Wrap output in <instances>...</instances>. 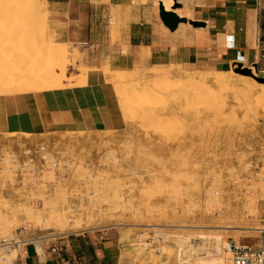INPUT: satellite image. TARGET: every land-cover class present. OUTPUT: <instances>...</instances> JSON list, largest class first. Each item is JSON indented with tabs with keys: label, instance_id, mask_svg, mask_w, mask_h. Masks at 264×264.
<instances>
[{
	"label": "rangeland",
	"instance_id": "rangeland-1",
	"mask_svg": "<svg viewBox=\"0 0 264 264\" xmlns=\"http://www.w3.org/2000/svg\"><path fill=\"white\" fill-rule=\"evenodd\" d=\"M26 1L10 0V10L7 11L5 4L2 8L8 14L0 13V68L8 71L11 63L18 64L20 68L25 65L32 67L34 63L40 66L45 56L41 51L45 52L47 48L42 43L43 38L46 43L50 41L57 45L48 33L42 1L33 0L36 9L32 13V9H29L31 5ZM11 13L17 19H26L19 20V33L11 34L12 28L5 24V21L9 23L12 20ZM32 15L35 16L34 22L30 21ZM60 46V49L63 47L67 52V75L69 68L83 60L84 55L70 46ZM12 47L17 51L10 49ZM31 58L33 60L29 61ZM35 68L33 70L36 75L32 74V78H39L41 67L40 71L38 67ZM170 68L122 71L112 69L107 64L102 66L116 94L124 120L129 117V122L125 121L121 131L38 137L0 136V242L16 241L21 232L23 235L40 233L55 236L75 235L85 231L113 233L119 242L118 256L123 264H232L230 255L222 250L226 240L255 247L261 245L257 230L264 228V105L256 102L255 98L261 96L258 99H264V93L260 86L253 88L254 83L263 85L255 78L264 79V74L258 73L253 67L238 66L230 74L186 73L180 70L179 74L170 79H159L153 75L154 70L166 71ZM79 70L83 74L87 69L81 66ZM136 70H144L146 73L140 75ZM55 73L58 77L61 74L59 70ZM3 76L5 74L2 73L0 95L24 90L22 85L30 74L20 80L14 77L16 83ZM203 76L208 79V83L203 86L193 87L191 82L190 85L187 82L186 85L182 84L181 79L184 77L193 79ZM215 77H223L225 84H213ZM29 79L31 82V76ZM66 79L57 84L49 82L48 86L61 88ZM152 80L158 83L154 84ZM159 80H162L160 88L155 87L160 85ZM178 84L181 86L178 87ZM169 86L173 89L170 90ZM196 86L202 87V90H197ZM199 91L200 95L197 93ZM121 92L128 100L134 99L131 96L136 98L134 103L129 102L130 109L127 111L120 106L118 93ZM151 92L157 94H147L144 102L146 93ZM172 92L179 94L175 97ZM143 93V97L139 96ZM163 95L166 97L163 98ZM170 95L174 98L170 99ZM141 98L138 104L136 101ZM152 99L158 102L165 100L162 104L158 103L162 107L158 104L156 107ZM140 103L142 107H139ZM136 106L140 114L133 116V109L134 113L138 112ZM151 109H154L153 112ZM152 114L155 115L154 120L150 119ZM145 118L147 121L152 120L153 125L150 122V127L156 124V128L144 130L145 125L149 124ZM157 118L161 119H158L162 123L161 127L156 123ZM170 131L176 133L173 136V139L177 136L175 142H172L173 134ZM40 145L47 147L51 158L41 172L33 174L23 169L22 152L26 148ZM178 147L181 151L177 150ZM140 153L143 156L147 153V156L143 158ZM148 154L153 156V159L149 156L152 160ZM155 159L161 161L156 162ZM33 216H39V224L30 218ZM60 221L67 222L64 230L58 225ZM201 234L216 236L211 240H199L197 237ZM4 255H7L6 252L0 251V257ZM9 255L15 259L16 252Z\"/></svg>",
	"mask_w": 264,
	"mask_h": 264
},
{
	"label": "crops",
	"instance_id": "crops-1",
	"mask_svg": "<svg viewBox=\"0 0 264 264\" xmlns=\"http://www.w3.org/2000/svg\"><path fill=\"white\" fill-rule=\"evenodd\" d=\"M32 1H26L31 13ZM41 1L55 43L84 59L69 68L61 88L0 95V136L121 131L125 120L102 70L106 64L190 73L243 66L264 74V0H172V7L171 0L165 6L160 0ZM161 5L182 20L175 30L163 23ZM18 237L29 243L9 252H16L15 264H123L113 233Z\"/></svg>",
	"mask_w": 264,
	"mask_h": 264
},
{
	"label": "bare ground",
	"instance_id": "bare-ground-1",
	"mask_svg": "<svg viewBox=\"0 0 264 264\" xmlns=\"http://www.w3.org/2000/svg\"><path fill=\"white\" fill-rule=\"evenodd\" d=\"M2 1V2H1ZM0 1V13H1V15H2V13L3 14H8V12H4V9H2L4 6H3V4H5V7L7 8V11H9L10 10V0L8 1L7 0V4L5 3V0H1ZM47 1V0H46ZM45 1V2H46ZM166 1L167 0H160V2H162L163 3V5L165 6L166 5ZM46 4V3H45ZM170 6L172 7V0L170 1ZM34 8H36V4H35V6H34ZM43 9V8H42ZM43 11V10H42ZM179 13V12H178ZM35 15V14H34ZM34 15H32V17L30 18V19H32V20H30V21H33V18L35 17ZM47 15V14H46ZM10 16H12L11 17V21H8L9 23H7L6 21H5V24H7V25H9L10 26V28H12V30H10V32H11V34H12V32H14V33H19L21 30H20V21L19 20H21V21H23V20H26V19H17V18H15V16L11 13L10 14ZM29 21V22H30ZM18 22V25L16 24ZM34 22V21H33ZM3 23V22H2ZM1 26V25H0ZM5 27V26H4ZM2 28V26L0 27V29ZM2 30V29H1ZM33 31V30H32ZM2 32H4V31H2ZM13 33V34H14ZM25 33H27V31L25 32ZM1 34V33H0ZM22 34H23V32H22ZM31 34V33H30ZM10 35V34H9ZM27 35H28V33H27ZM7 36V35H6ZM12 36V35H11ZM14 36H16L15 34H14ZM13 36V37H14ZM25 36V35H24ZM3 37V36H2ZM26 37V36H25ZM20 38V37H19ZM12 39V38H11ZM11 41V40H10ZM22 41V40H21ZM3 42V41H2ZM17 42V41H16ZM20 42V41H19ZM42 43H44L45 45H46V49H45V52L44 51H41V52H43V53H45V56L43 55V59H41V57H37L38 59H41V62H40V66H36L37 64L36 63H34L33 65H32V67H38V70H39V67H41V73H40V77L38 78H32V77H34V75L32 76V74H35V71L33 70L34 68H32V67H29V66H26L25 65V67L24 68H20L19 66H18V64H16L15 65V63L13 64V63H11L12 65H10L11 66V68L9 67V71H8V69H5V68H0V77L2 76V73L3 74H5V76H3V78L5 77V78H9L10 80H14V77H19L18 79L20 80L21 79V77H24L25 75H27V74H30V76H31V79H32V81L30 82L29 80V78H30V76H26V82H25V84H24V86L22 85V87L24 88V90H20V92H18V93H22V92H31V91H45V90H52L53 88L52 87H49L48 86V83L49 82H51V83H53V84H57L58 82H61L62 83V80H65L66 79V71H65V64H66V60H67V52L65 51V49H63V47L60 49V45H56L55 46V44L53 43V42H50V41H48V43H46V41H45V38H43V42ZM6 44V43H5ZM23 46V45H22ZM33 46V45H32ZM57 46L59 47V48H57ZM34 47V46H33ZM41 48V47H40ZM45 48V47H44ZM1 49V48H0ZM5 49V48H4ZM10 49H12L13 51L14 50H16L15 48L13 49V47L12 48H10ZM12 50H10V52L12 51ZM39 50V49H38ZM41 50H43V48H41ZM17 51V50H16ZM7 52H8V50H7ZM36 53H39L38 51L36 52ZM5 54V53H4ZM12 54V53H11ZM3 55V54H2ZM35 55V54H34ZM33 55V56H34ZM7 56V55H6ZM38 56V55H37ZM41 56V55H40ZM19 57V56H18ZM23 57V56H22ZM45 57V58H44ZM9 59H11V57L9 58ZM8 59V60H9ZM31 60H33V58H31V59H29V61H31ZM43 60V61H42ZM35 61V60H34ZM9 62V61H8ZM33 62V61H32ZM36 62V61H35ZM25 63V62H24ZM56 64V65H53V64ZM7 64V63H6ZM2 67H3V64H2ZM5 67H6V65H5ZM11 69V70H10ZM36 69V68H35ZM37 70V69H36ZM39 70V71H40ZM57 70H59L60 72H61V74H60V76L58 77L57 76V74L55 73ZM152 70V69H151ZM150 70V71H151ZM87 71V70H86ZM136 71H139V73H141L140 75H142V73L144 72V70H136ZM182 71V70H181ZM6 72H8V73H6ZM148 72V71H147ZM152 72V71H151ZM154 77H158L159 79L160 78H165V79H170V78H172L173 76H175L177 73L179 74V72H180V70L179 69H176V68H174V67H171L170 69H168V70H166V71H155L154 70ZM118 73V72H117ZM124 73V72H123ZM144 73H146V72H144ZM186 73H189V72H186ZM185 73V74H186ZM215 73H216V71H215ZM84 74V73H83ZM119 74V73H118ZM135 74V73H134ZM219 74H221V73H219ZM230 74V73H229ZM36 75V74H35ZM123 75V74H122ZM125 75V74H124ZM84 76V75H83ZM138 76V75H137ZM117 77H118V75H117ZM120 77H121V75H120ZM119 77V78H120ZM128 78V77H127ZM131 78H133V77H131ZM143 78V77H142ZM158 78H157V80H158ZM247 78V77H246ZM126 79V78H125ZM176 79V78H175ZM122 80V79H121ZM132 80H134V79H132ZM143 80V79H142ZM174 80V79H173ZM173 80H171V81H173ZM182 80V84H185L186 82L190 85V82H191V84L193 83V87H194V85H200V86H203V85H205L206 83H208V79L207 78H205L204 76L203 77H199V78H193V79H190L189 77H184L183 79H181ZM68 81V80H67ZM66 81V82H67ZM123 81V80H122ZM130 81H131V79H130ZM138 81V80H137ZM141 80L139 79V82H140ZM153 81V80H152ZM160 81H162V80H159V82ZM177 81V80H176ZM72 82V81H71ZM117 82H119V81H117ZM149 82H151V81H149ZM154 82V81H153ZM167 82H168V80H167ZM181 82V81H180ZM13 83H16L15 81H13ZM127 83V82H126ZM156 83H158V81H156ZM155 82H154V84H156ZM172 83V82H171ZM174 83V82H173ZM212 83L213 84H216V85H218V86H222V85H224L225 84V79H223V77L221 78V77H215L213 80H212ZM140 84V83H139ZM138 84V85H139ZM149 84V83H148ZM165 84V83H164ZM168 84V83H167ZM174 84H176V83H174ZM180 84V83H179ZM179 84H178V87H180L179 86ZM257 84V83H256ZM255 83H254V88H253V86H252V88H253V90L255 89V86H260V88H261V90H262V92L264 93V84L263 85H256ZM134 85H135V83H134ZM153 85V84H152ZM163 85V84H162ZM170 85V84H169ZM186 85V84H185ZM184 85V86H185ZM143 86V85H142ZM160 86H161V82H160V85L158 84V85H155V87H159L160 88ZM164 86V85H163ZM167 86V85H166ZM21 87V86H20ZM138 87V86H137ZM136 87V88H137ZM170 87V86H169ZM169 87H167V89L169 88ZM191 87H192V85H191ZM197 87V86H196ZM202 88V87H201ZM201 88H199V87H197V90L199 89V90H202ZM251 88V89H252ZM150 89V88H149ZM164 89V88H163ZM166 89V90H167ZM170 90L171 89H173V88H169ZM178 89V88H177ZM144 90H145V87H144ZM144 90H142V92H145ZM165 90V89H164ZM165 90V91H166ZM180 90H178V92H179ZM193 91V90H192ZM15 92V91H14ZM141 92V93H142ZM161 92H162V89H161ZM164 92V91H163ZM166 92H168V91H166ZM261 92V93H262ZM153 93H155V92H153ZM152 92L151 93H146V96H145V98H144V102H145V100H147V94H153ZM169 93V92H168ZM173 93V92H172ZM175 93V92H174ZM172 94V95H175V94ZM193 93H195L194 91H193ZM199 95H200V91L199 92H197ZM196 93V95H198ZM250 93V92H249ZM260 93V94H261ZM11 94H14V93H11ZM119 95H118V97H119V102H120V106H121V108L124 110V111H127L128 109H130V101H132L131 102V104L132 103H134V99H136L134 96H131V98H134V99H132V100H128V99H126V95L124 96L123 95V93L121 92V93H118ZM137 94V93H136ZM138 94H140V93H138ZM145 93H143L142 95H139V96H141V97H143V95H144ZM155 94H157V93H155ZM177 94H179V93H177ZM176 94V95H177ZM181 94V93H180ZM135 95V94H134ZM160 95V94H159ZM162 95V94H161ZM172 95H170V99L172 98L171 96ZM176 95H175V97H176ZM138 96V95H137ZM136 96V97H137ZM153 96V95H152ZM149 97H151V96H148V98ZM163 98H165L166 96H162ZM200 97V96H199ZM259 97H261V96H257V98H255L256 99V102H258V103H261L262 105H264V99L263 98H260V99H258ZM130 98V97H129ZM140 98V97H139ZM174 98V97H173ZM172 98V99H173ZM196 98V97H195ZM198 98V97H197ZM155 99H159V97H155ZM193 99H194V97H193ZM139 100H142V98L141 99H138L136 102L138 103V101ZM151 100V99H150ZM160 100H161V97H160ZM165 100V99H164ZM164 100H163V102L162 103H164ZM177 100V99H176ZM196 100V99H195ZM258 100V101H257ZM152 101L156 104V107H157V104L159 103H161V102H158V100H154V99H152ZM157 103H156V102ZM191 101V100H190ZM189 100H188V102H190ZM143 102V101H142ZM143 102V103H144ZM147 103H145L146 105L147 104H149L148 103V101H146ZM179 102H180V100H179ZM188 102L186 101V104H188ZM137 103H136V105H137ZM161 103V104H162ZM139 104V103H138ZM158 104V105H159ZM166 104H168V103H166V101H165V105ZM142 104L140 103V106L139 107H142L141 106ZM259 105V104H258ZM148 106V105H147ZM155 106V105H154ZM159 106H161V105H159ZM163 106V105H162ZM161 106V107H162ZM167 106V105H166ZM180 106V105H179ZM132 107V106H131ZM145 107V106H144ZM152 107V105L150 106V108ZM156 107H153V108H156ZM165 107V106H164ZM260 107H262V106H260ZM136 109H138L137 108V106L135 107ZM149 108V107H148ZM147 108V109H148ZM181 108V107H180ZM263 108V107H262ZM160 109V108H159ZM166 109V108H165ZM132 110V109H131ZM153 110L154 109H151V111L153 112ZM264 110V109H263ZM133 111H134V109H133ZM133 111H131L132 112V115L133 116H137L138 115V113L140 114V110L138 109V112H136V113H134ZM146 112H148L147 110H145ZM144 112V109H143V111H142V108H141V113H143ZM166 112V111H165ZM151 112H149L148 114H150ZM160 113V112H159ZM164 113V112H163ZM137 114V115H136ZM144 114V113H143ZM153 114H155V113H153ZM151 115V116H153V117H151L150 119H152V120H154L153 118H154V116L156 115ZM127 115H128V113H127ZM145 116H147V113L145 114ZM260 116V115H259ZM128 117V116H127ZM156 117H158V116H156ZM155 117V118H156ZM167 117V116H166ZM177 116L175 115V118H176ZM135 118V117H134ZM161 118V117H160ZM160 118H157L156 119V123L158 122V119H160ZM164 118H165V115H164ZM172 118H174V116L172 117ZM259 118V117H258ZM149 118H148V120H150ZM167 119H168V117H167ZM145 120H146V118H145ZM152 120H150V121H147L146 120V123L147 122H149V124L148 125H145L146 126V128H144V130H146L147 131V129H149V128H156L155 127V125L156 124H154V126L153 127H150L149 125H151L153 122H152ZM168 120H171L170 118L168 119ZM177 120V119H176ZM251 120H252V118H251ZM125 121L126 122H129V117L126 119L125 118ZM160 121H161V119H160ZM253 121V120H252ZM150 122H151V124H150ZM155 122V121H154ZM169 122H171V121H169ZM168 123V122H167ZM179 123V122H178ZM142 124V123H141ZM158 124V126H160L161 127V124L162 123H157ZM144 124H142V126H143ZM153 125V124H152ZM170 125V124H169ZM173 125V124H172ZM171 125V126H172ZM244 125V124H243ZM158 126H157V129H160V128H158ZM163 126V125H162ZM142 128V127H141ZM172 128L174 129V127L172 126L171 127V130H172ZM176 128V127H175ZM157 129H154L155 131H157V132H159V133H162V132H160V130H157ZM161 129H164V127L163 128H161ZM200 131L202 130V129H199ZM198 130V131H199ZM149 131V130H148ZM162 131V130H161ZM173 131V130H172ZM176 131H177V129H176ZM199 131V132H200ZM164 133H166L165 131H163ZM178 132H180V130L178 131ZM192 132V131H191ZM197 132V131H196ZM202 132H203V130H202ZM205 132V131H204ZM154 133H156V132H154ZM170 133L171 134H173L172 135V139H173V136H174V133H172L171 131H170ZM169 133V134H170ZM170 134V135H171ZM179 134V133H178ZM177 134V135H178ZM148 135V134H147ZM146 135V136H147ZM163 135V134H162ZM170 135H168V137H171ZM175 135H176V133H175ZM205 135V134H204ZM149 136V135H148ZM165 136V135H164ZM192 136V135H191ZM206 136V135H205ZM205 136H204V138H205ZM177 137V136H176ZM176 137H174L175 139H173L172 140V142L175 140H177L176 139ZM193 137H194V135H193ZM192 137V138H193ZM150 138V137H149ZM182 140V139H181ZM191 140V139H190ZM149 141H150V139H149ZM153 141V140H152ZM174 141V142H175ZM167 142V141H166ZM165 142V143H166ZM170 142V141H169ZM184 142V141H183ZM160 144H161V142H160ZM210 144V143H209ZM213 144V143H212ZM211 144V145H212ZM162 145V144H161ZM182 145V144H181ZM181 145L179 146V147H181ZM151 146V145H150ZM183 146H184V143H183ZM215 146H217V144L215 145ZM177 147V146H176ZM178 147V151L180 150L181 151V149ZM192 147H193V145H192ZM191 147V148H192ZM201 147V146H200ZM206 147V146H205ZM139 149H140V147H138ZM169 148V147H168ZM194 148V147H193ZM202 148V147H201ZM204 148V147H203ZM216 148V147H215ZM175 150V149H174ZM202 150V149H201ZM172 151V150H171ZM189 151H191L190 149H189ZM206 151V150H205ZM139 151L137 150V153H138ZM145 152H148L147 150L145 151ZM152 152V151H151ZM153 153H155V152H153ZM153 153H151V154H153ZM157 153V152H156ZM175 153V152H174ZM186 153H187V150H186ZM140 154H142V153H140ZM147 153H145V155H146ZM176 154H181V153H176ZM184 154V153H183ZM204 154V153H203ZM143 156V154H142V157L144 158V157H146V156ZM153 155H155V154H153ZM172 155V154H171ZM149 156H152V155H149L148 154V157ZM198 156V155H197ZM215 156V155H214ZM213 156V157H214ZM210 157H212V156H210ZM140 157H138V159H139ZM150 158V157H149ZM152 159H153V156L151 157ZM150 158V159H151ZM101 159V158H100ZM151 159V160H152ZM156 160V159H155ZM155 160H154V162H155ZM160 160V159H159ZM158 160V161H159ZM157 160H156V162H158ZM161 161V160H160ZM172 161V160H171ZM153 162V163H154ZM155 162V163H156ZM164 162V161H163ZM162 162V163H163ZM167 162V161H166ZM136 165H138V164H136ZM160 165H162V164H160ZM165 165H166V163H165ZM140 166V165H139ZM148 166V165H147ZM173 166V165H172ZM146 167V166H145ZM151 167V166H150ZM162 168H164L165 169V167H163L162 166ZM168 168V167H167ZM170 168V167H169ZM172 168V167H171ZM152 169V168H151ZM129 170V169H128ZM131 170V169H130ZM145 170V169H144ZM149 169H147V171H148ZM163 171H165V170H163ZM170 171V170H169ZM122 172V171H121ZM149 172V171H148ZM167 172V171H166ZM127 173V172H126ZM141 173V172H140ZM147 173V172H146ZM133 174H136V173H133ZM154 174V173H153ZM156 174V173H155ZM154 174V175H155ZM168 175H170L169 173H168ZM134 176V175H133ZM151 176H152V174H151ZM150 176V177H151ZM160 176V175H159ZM159 178V177H158ZM154 179V178H153ZM152 178H151V180H153ZM160 179V178H159ZM144 180V179H143ZM161 180V179H160ZM155 181V180H154ZM143 183H144V181H143ZM145 184V183H144ZM149 185V184H148ZM171 185V184H170ZM172 187H174L173 185H172ZM196 187V186H195ZM201 191V190H200ZM110 192V191H109ZM105 193H106V191H105ZM128 193V192H127ZM115 194V193H114ZM123 194V193H122ZM100 195V194H99ZM98 195V196H99ZM111 197V196H110ZM112 197H114L113 196V194H112ZM118 197V194H117V196H116V198ZM122 198V197H121ZM106 199V198H105ZM123 199V198H122ZM103 200V199H102ZM108 200V198L106 199V201ZM113 200V199H112ZM120 200V199H119ZM105 201V200H104ZM109 201V200H108ZM107 201V202H108ZM114 201H115V199H114ZM116 201H118V200H116ZM125 201V200H124ZM132 201V200H131ZM134 201V200H133ZM111 202V201H110ZM127 202V201H126ZM95 203V202H94ZM117 203V202H116ZM31 204V203H30ZM92 204V203H91ZM97 204V203H96ZM99 204V203H98ZM37 205V204H36ZM89 205V204H88ZM107 205V204H106ZM38 206V205H37ZM93 206V205H92ZM71 207V206H70ZM83 207V206H82ZM102 207V206H101ZM45 208H46V206H45ZM32 211V210H31ZM63 211V210H62ZM111 211V210H110ZM66 212V211H65ZM164 212V211H163ZM10 213V212H9ZM161 213V212H160ZM65 214V213H64ZM141 214V213H140ZM159 214V213H158ZM191 214V213H190ZM157 215V214H156ZM182 215V214H181ZM198 215V214H197ZM59 216V215H58ZM159 216V215H158ZM182 216H185V215H182ZM84 217V216H83ZM149 217V216H148ZM152 217V216H151ZM162 217V216H161ZM181 217V216H180ZM188 217V216H187ZM190 217V216H189ZM194 217V216H193ZM31 219H33V220H35L36 221V223H40V218H39V216L38 217H30ZM82 218V217H81ZM174 217H172L170 220H172ZM231 218H233V217H231ZM236 218V217H235ZM186 219V218H185ZM230 219V218H229ZM44 220V219H43ZM56 221V220H55ZM83 221V220H82ZM160 221V220H159ZM203 223V222H202ZM104 224V223H103ZM206 224V223H205ZM58 225H59V227H61L63 230L67 227V222L66 221H60L59 223H58ZM82 225V224H81ZM85 225V224H84ZM183 225V224H182ZM236 225V224H235ZM52 226V225H51ZM227 226H229V225H227ZM238 227V226H237ZM241 227V226H240ZM247 227V226H246ZM185 228V227H184ZM245 228V227H244ZM230 229V228H229ZM252 230H254V229H252ZM66 231V230H65ZM212 232V231H211ZM189 234V233H188ZM204 234V233H203ZM216 234V233H215ZM214 234V236H208V235H198V239L199 240H211V238H213V237H215L216 235ZM178 252H180V250H178Z\"/></svg>",
	"mask_w": 264,
	"mask_h": 264
},
{
	"label": "built area",
	"instance_id": "built-area-1",
	"mask_svg": "<svg viewBox=\"0 0 264 264\" xmlns=\"http://www.w3.org/2000/svg\"><path fill=\"white\" fill-rule=\"evenodd\" d=\"M22 167L33 174H38L49 162L51 156L46 146L26 148L22 152ZM264 182V180H263ZM259 238L262 240L260 246L240 244L234 240H226L222 245V250L230 255L232 264H264V228L257 230ZM29 241H7L0 242V251L7 255L0 257V264H15V259H11L9 252L16 247L25 246Z\"/></svg>",
	"mask_w": 264,
	"mask_h": 264
},
{
	"label": "water",
	"instance_id": "water-1",
	"mask_svg": "<svg viewBox=\"0 0 264 264\" xmlns=\"http://www.w3.org/2000/svg\"><path fill=\"white\" fill-rule=\"evenodd\" d=\"M160 16L163 23L171 30H175L177 25L182 22V20H179L174 14L165 12L163 5L160 6ZM255 79L257 82L264 84V79Z\"/></svg>",
	"mask_w": 264,
	"mask_h": 264
}]
</instances>
